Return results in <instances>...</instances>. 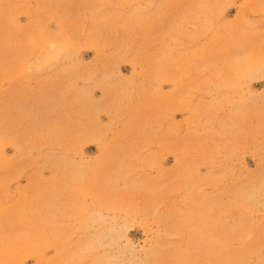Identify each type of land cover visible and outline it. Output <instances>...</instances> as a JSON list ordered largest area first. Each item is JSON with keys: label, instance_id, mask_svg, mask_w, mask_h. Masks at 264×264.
<instances>
[{"label": "rangeland", "instance_id": "374dc122", "mask_svg": "<svg viewBox=\"0 0 264 264\" xmlns=\"http://www.w3.org/2000/svg\"><path fill=\"white\" fill-rule=\"evenodd\" d=\"M0 264H264V0H0Z\"/></svg>", "mask_w": 264, "mask_h": 264}]
</instances>
